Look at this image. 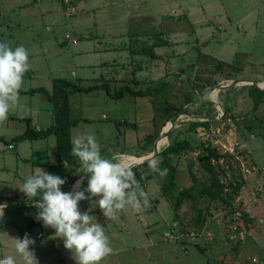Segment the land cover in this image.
I'll return each instance as SVG.
<instances>
[{"label":"rangeland","instance_id":"1","mask_svg":"<svg viewBox=\"0 0 264 264\" xmlns=\"http://www.w3.org/2000/svg\"><path fill=\"white\" fill-rule=\"evenodd\" d=\"M59 1L62 8L70 13V17H78L80 8L77 4L81 0H70L69 3ZM257 1L260 3L259 7L257 5L253 7L255 0H248L245 8H240L238 5L240 1L236 0H218L217 4L216 1H210L209 10L207 6L204 15L196 17L205 18L208 24L196 23L191 26L190 0H134V5H130L128 10L133 13L130 17L138 12H160V14L158 17L149 14L141 17L134 15L131 20L135 25L128 34L125 30L126 26L131 25L128 17L102 15L94 17L93 22L83 19L81 24L83 27L98 23L92 31L94 34L106 35L108 33L106 27H109L111 34L122 37L121 40H115V44L119 46L116 45L118 46L116 51L107 53L108 57L122 56L125 54V49L121 48L120 44L128 45V37L138 38L136 42L132 39L130 46L133 50L136 49V53L147 57L141 62L143 66L141 71L145 72L146 76L149 75L148 81L150 76L154 79L152 85L157 87L162 85L163 88L146 96L126 94L119 98L108 95L103 87H94L85 92L71 90L68 95L70 119L77 121L70 128L71 137L85 130L94 132L101 146V153L106 157L118 152L135 153L147 143L145 137L148 132L156 130L157 135L159 126L166 118L173 115L172 118L180 113L178 119L185 121H176L170 129L167 144L185 138L189 143L191 141L190 147L180 154H174L171 158H167L164 154H161L162 157L154 155V158H150L149 160L157 159L159 168L166 169V174L163 177L159 174L151 175L146 179L147 182H141L149 199L148 204L141 208V213L138 215L147 212L144 220L149 224L152 223L148 231L154 234L156 244L148 243L147 234L142 226L146 222L133 217L136 213L131 208L130 217L125 219L127 227L122 221L106 220L103 214H100V220L104 222L109 232L121 231L122 234L131 235L128 237L130 248L118 255L121 264H264V104L259 105L254 113L249 111L252 103L248 102L247 106L244 98L251 83L242 84V82H250L248 80L255 81L250 77L258 72L262 77L260 76L256 83L260 86L264 85V0ZM15 2V0H0V12L5 10L3 8L9 9L8 13H0V25L4 27L0 29V41L8 42L13 48L20 43L23 46H30L28 51L36 50L33 45H36L40 37L42 40L47 35L42 32V27L50 24L51 19H56L60 13L51 11L43 15L42 11H39L42 7L38 9L36 5L37 10L34 8L33 10L23 3ZM15 4L19 6L15 7ZM52 6L50 1H46L43 5L47 8ZM243 9H247L251 14L245 15L247 11ZM30 10L33 13H29ZM15 18L24 20L27 25L42 27L40 30L27 29L17 34L15 25L11 24L12 19ZM62 20L63 18L62 24H59L61 26L64 24ZM99 24L104 29L98 30ZM112 27L114 30L118 28L112 32ZM152 28L157 30H151ZM16 34L20 37L17 44L14 39ZM157 37L168 41L164 46L154 48V50L158 49L161 56L153 57L152 63H149L151 51L147 46L158 40ZM85 58L98 59L94 54L81 56L76 54L63 61V65H59L57 61H50L45 69L42 68V72L50 67L52 72L65 74L78 84L84 86L92 84L86 75L87 71L78 63L79 59L84 61ZM220 60L227 62V65L223 68L218 66L216 63ZM131 62L134 66L139 61ZM125 68L130 70V64ZM71 70L75 71V77L70 75ZM117 70L111 73L114 78L117 77ZM228 73L234 74L233 77H228ZM247 77L248 80H244ZM39 80L37 77L30 78L25 75L22 87L44 84ZM231 80L242 82L220 90L216 87ZM213 81H216L214 85H212ZM107 82L110 92L121 87V84L115 80L108 79ZM19 97V103L27 106L30 103L38 104L40 101L41 107L48 105V100L41 92H35L34 96L21 94ZM229 103H233L236 109H239L237 122L228 112L224 114L221 109L223 104L225 107L231 105ZM24 109L25 106L22 110ZM205 119H211L206 127L199 126L195 131H190L191 121ZM135 120L136 123L133 125L132 122ZM24 124L9 116L6 121L0 122V192L3 188L4 191L8 188L19 190L17 187L22 184L19 179L14 178L15 166L18 164L16 151L8 149L6 144L23 131ZM169 124L170 122L166 121L164 129ZM54 139L55 136L50 134L45 139L14 141L25 143L26 153L30 152L25 156L29 157L30 162H34V169L38 166L47 171L48 164L57 162ZM155 140L150 143V147H153ZM206 145L215 146L225 154L219 160L224 170V174L221 175V189L215 195L213 193V196L203 192V188L209 185L210 180L198 161V156L206 154L204 150ZM29 146L33 148L31 151ZM138 153L135 154L137 157L143 154ZM121 155H130L131 160L134 158L132 154H117L118 157ZM139 160L140 158H137L131 164ZM72 161L74 168L79 171V162L73 155ZM189 170L195 176L194 188H192L195 198H184L181 204L175 207L174 201L178 190L190 186ZM229 183L232 186H229ZM234 184L239 186L237 191L233 190ZM20 194L21 191L18 192V195ZM152 194L157 196L159 204L163 203L159 207L163 217H159L155 209L150 212L147 210L149 204L154 201L150 198ZM3 199L0 197V200ZM247 209L252 216L245 227L244 240L236 244L228 239V222L234 211L239 210L243 214ZM4 211L5 217L10 215L19 228L27 227L34 232L44 230L43 226L30 223L38 212V208L33 203L29 206L10 203ZM177 234H182L180 235L182 241L178 240ZM163 250L164 256L161 255ZM252 258H256V261H252Z\"/></svg>","mask_w":264,"mask_h":264},{"label":"crops","instance_id":"2","mask_svg":"<svg viewBox=\"0 0 264 264\" xmlns=\"http://www.w3.org/2000/svg\"><path fill=\"white\" fill-rule=\"evenodd\" d=\"M15 1H16L15 3H23V5H26V7L32 8V9L33 8L36 9V5H37L38 9L42 7L41 10H39V11H42L43 15L45 13H48L51 11L60 13V15L56 19H51L50 24H47L43 27L41 26L42 32H44L47 35L42 40L40 37L38 39L36 45H33V48H35L36 50L29 51V54H30L29 60H30V66L31 67H30L29 71H27L25 73V75H27L30 78L37 77L40 79L39 81H43L44 84L41 83V84H37L35 86H29L28 88L27 87H21L20 92H19V96H21V94H23V95L28 94L29 96H34L35 92H41L43 94V96L48 100L47 107H45V106L41 107V105H40L41 101L38 102V104L35 103L34 105H32L30 103L29 106H27V104L25 105L23 103L18 102L17 106L9 114V117L12 118L13 120H17V121L25 123L24 124L25 126L23 127V131L26 129L28 123L35 130H43L46 127L50 126L54 122L53 104L48 99L46 93L44 91H41V90H33V91H28V90L43 87L44 89L50 91L52 88L53 79H55V78H65V79L74 81L73 79L68 78L65 74L64 75L59 74V73L56 74V72L55 73L52 72L50 67H48V69L50 71H47L48 69H46L45 72H42L43 71L42 68L45 69L46 66L50 63V61H57L58 64L60 65V64H62L63 61L67 60L69 58V56L74 57L76 54H77V56H81L83 54H85V55L94 54V56L98 59H91V58L86 59L85 58L86 60L80 61L82 59L81 58L78 60L79 61L78 63L83 68V70L87 71L86 75L89 78V80L92 82V84L99 85L100 83L107 82L108 79H112V80H115V82L121 84V86L128 85V86L132 87L133 89H139V88L145 89L147 87H150V88L157 87V86L151 84L154 81V79H152L151 76H150V80H149L151 82H150V84H148L149 81H148L147 77L149 75L146 76L145 72L141 71V69L143 67L141 62L144 61L145 59H147V57H145L144 55H140V54L136 53V49L133 50V48L130 46L131 40L134 38L128 37V40H129L128 45H126V43H124L122 45L120 44L121 48L125 49L124 50L125 54H123L122 56L108 57L107 53H109L110 51H116V48L119 46L117 43L115 44V40L116 39L121 40L122 37L115 36V35L111 34V30L109 29V27H106L107 28L106 30L108 32L106 35H108V36L101 35V34L100 35L94 34L92 31L94 30V28L97 27L98 23H96V25L94 23H92L91 26H90V24H88L87 27H83L81 24H82L84 18L86 20H88L89 22H93L92 20L94 19V17H101L102 15H106V16L107 15H112V16L121 15L123 17H128V19L131 23V25H129L128 27L126 26V29H125L127 34H128V32L131 30V27L135 25L134 23H132V20H131L134 15L141 17L142 15L145 16V15L149 14V15H153L155 17H158L160 12H156V13H142V12L140 13V12H138V13L134 14L132 17H130V14H133V13H131V11H128V10H129L130 5H134V0H81L77 4L80 8V12L77 14L78 17H76V16L70 17V13L68 14L67 11L62 8L59 0H54V1L53 0H15ZM46 1H50L53 6L50 8L43 7V5ZM119 1H121V2H119ZM210 1H214V2L216 1V4H217L218 0H190V25L191 26H193L196 23H199L200 25L208 24V22L205 20V18L197 19L196 17H200V15H202L204 13L205 8L207 6H208L207 9L209 10L208 2H210ZM236 1H238V2L240 1L238 4L240 8H245L248 0H236ZM262 1L263 0H261V2ZM56 2L58 3V5ZM259 4L260 3L257 0H255L253 7H255L256 5H257V7H259ZM17 6H19V5L15 4V7H17ZM96 7L99 9H96ZM3 9H5L4 11H2L3 13H8L7 11H9V9H7V10H6V8H3ZM243 10L247 11L245 13V15L251 14V12H249L247 9H243ZM15 11H16V16H17L18 15L17 14V8ZM138 11H140V10H138ZM2 12H0V13H2ZM29 13H33V11L30 10ZM93 14H95V15H93ZM39 15H41V14H39ZM31 16H33V15H31ZM82 16H85V17H82ZM62 18H63L62 21L64 22L63 26L59 25V24H62V22H61ZM72 18H73V20H71ZM12 21L13 22H11V24L15 25V31L17 34L20 33L19 31L24 32L27 29H29V30H32L33 28H37L38 30L41 29V27H37L34 25H27L24 20L22 21V19L18 20L15 18V19H12ZM161 23H162V19H161ZM118 24H119V22H118ZM139 25H138V27H139ZM98 27H99L98 30L104 29V27H102L100 24L98 25ZM3 28L4 27L1 24L0 29H3ZM8 28H10L9 25H8ZM117 28H115V30ZM143 29L145 30V28H143ZM115 30H114V27H112V32H115ZM151 30H157V29L152 28ZM57 33H59V34H57ZM17 34L14 35V39L16 41V44L19 43V38H20ZM73 39L76 40V42H72ZM110 39L112 41H109ZM122 41H124V40H122ZM19 45H20V43H19ZM19 45H16V46H19ZM116 45H118V46H116ZM160 45H161V47L164 46L162 44H158V45H153L150 48V51H151V54H150L151 59L150 60L151 61L149 63H152L153 57L161 56L160 52L157 51L158 49L154 50L155 47L158 48V47H160ZM24 47L26 49L31 48L30 46H26V45H24ZM133 60L139 61L138 64L132 66L131 61H133ZM73 61H74V59H73ZM220 61H222V60H220ZM222 62H224V61H222ZM145 63H146V61H145ZM149 63H148V65H149ZM224 63H227V62H224ZM128 64H130V68H131L130 70H127L125 68L126 66H128ZM135 66H137V68H134ZM117 67H119V68H117ZM116 69H118L117 70L118 74L116 75L117 77L114 78L113 76H111V73L114 72ZM121 70H122V73H121ZM126 70L129 72L127 73ZM120 74H122V76ZM254 74H255V76H251L250 79L255 80V82L257 81V79L260 76L262 77V75H259L261 73L256 72ZM70 75L75 77L76 76L75 71L71 70ZM233 75L234 74H232V77H233ZM98 79H100L99 80L100 83L97 82ZM223 79H225V78H223ZM246 79H248V77ZM93 81H95V82H93ZM76 84H78V83H76ZM88 85H91V84H88ZM88 85H85V86H88ZM82 86H84V85H82ZM142 86H144V88ZM98 87H100V86H97L96 88H98ZM71 90L72 89H70V91ZM73 91H75V90H73ZM126 94H128L130 96H134V95L129 94V93H125L123 96H125ZM68 99H69V96H68ZM244 100L246 101L247 106H248V104H247L248 102H251V103L253 102L252 98L249 96L248 93H246ZM233 103H229L231 105H228V106H230V107L232 106L233 107L232 112L234 114H237L239 112V109H236L237 107ZM261 104H264V103L262 102L259 105H261ZM24 106L26 109L22 110V108ZM248 115H250V113ZM26 119H28V121H29L28 123L26 122ZM170 119H171V117L166 118L165 121H163L161 123V126H159V130L157 133L158 136L164 130L165 122L169 121ZM74 121H75V123L77 122L76 120H74ZM132 123H133V125H135L136 120L133 121ZM22 132H19L15 136L19 135ZM155 132H156V130L152 131V132H148L146 135H154V134H156ZM166 133L167 132H163L162 136H160L157 143L155 145H153L154 147L159 146L162 137L164 135H166ZM169 134H170V132H169ZM49 135H47L45 137H41V138H32L29 140L45 139V138H48ZM70 139H71V135H70ZM25 140H27V139H25ZM20 141L22 142L23 139H21ZM54 141L56 144V137H55ZM10 143L13 144L12 148L8 147V144H10ZM24 144L25 143H20V142L16 143L14 141V137L11 138L10 141H7V144H6L8 149H14L16 151V160H17L18 164L15 166L14 178L19 179L20 182H22V183H23L24 179L34 171V162H30L29 157L28 158L26 157L29 155L30 152L26 153L27 149H26V145H24ZM149 145L150 144H148L147 146H143L141 149H139V153H143V154H140L138 156L149 154L153 150V147H150ZM29 147H30L29 151H31L33 148H31L32 146H29ZM54 148H56V145ZM71 148H72V144H71ZM51 149H53V147H51ZM145 152H147V153H145ZM126 153L135 155L138 152H135V153H133V152H118V153H115L113 155L126 154ZM25 154H26V156H25ZM129 157H130V155L129 156L128 155L127 156L121 155L119 158L121 160H123L127 165H130L132 163V161L137 160L136 155H135V158H133L132 160H131V157L130 158ZM56 159H57V157H56ZM128 159H129V161H128ZM72 163H73V161H72V156H71V161L69 163L64 161V160L58 163V160H57L56 163L48 164L49 165V166H47L48 168L46 167V169H48L47 171L49 173H52L53 167L54 166L56 167V165H58L57 170L55 171L56 174L60 175L61 178H66V180H67V183L64 186H62V191H65V192L72 191V186L76 183V181L78 179H80L79 175L84 174L82 172H79L76 168H74V165H72ZM77 174H79V175H77ZM85 179H86L85 182H83L84 187L87 186V180H88L87 177H85ZM4 189L5 188H3L2 192H0V197L4 198L3 200H0L1 204L2 203L7 204V206H8V204H10V203H17V205L25 204L26 206H29V204L33 203L35 205V201L32 198L28 199L24 193L21 192V194L18 195V192H20V190H18V189L12 190L11 188H8L6 191H4ZM18 198H21L22 200H19ZM150 198H151V200H154V201L152 202V204H149L150 207L147 209L148 212L155 209L156 214H158L159 217H163L162 212L159 209V207L162 206L163 203L159 204L157 202L158 198L156 195H153ZM166 204H168V202ZM90 206H91L90 201H81L80 202V208L82 211L88 210L90 208ZM130 210L131 209L128 208L124 211H121L120 213H118L117 218L115 220H117L119 222L122 221L124 226L127 227V225L125 224V219L130 217V215H131ZM247 212L249 214L248 216L251 218L252 215L250 213V210L247 209ZM101 213L102 212L97 207L93 211L92 214L95 215L97 217L98 222H100L104 226L106 234L109 236L110 241H111V246L113 248L112 254L109 255L107 258H105V260L103 261V264H121L120 263L121 260L119 261L118 255L122 254V252H126L127 249L130 248V246H129L130 240L128 237L131 235L129 233L122 234L121 231L117 232V233H113V232L111 233V231L109 232V229L106 228L104 222H102L100 220L101 219L100 218ZM135 213L136 214H134L133 217H137V219H140V220L141 219L144 220L147 216L146 215L147 212H145L141 216L138 215L141 213L140 210L135 211ZM30 221H31L30 223L39 224L40 225L39 227L43 226V223L41 221H36L35 216H33ZM140 223L142 224V222H140ZM151 225H152V223L149 224L147 222L145 224H142V226L145 230V233L147 234L146 236L148 237V243L156 244V240L153 238L154 234H152L151 231H148V227ZM43 228H44V230L40 229L36 232H34L33 229L29 230V228H27V227H22V228L20 227L19 228L17 223L15 221H13V219L11 218L10 215H7V217H5V211H4V215L0 214V258H3L5 255H13V256L17 257L18 264H22V262L20 261V257L15 252V247H14L15 240H14V238H17V237L23 238L24 235L27 233V234H29V236L31 238L35 239V245L32 247L34 248L37 259L39 260V264H76V261L72 258V253L69 250L65 249L64 244H63V240L55 237V235H54L55 230L52 228H45L44 226H43ZM127 229H129V228H127ZM119 234H120V236H119ZM180 235H182V234H180ZM180 235L177 234L176 237H178V240L182 241L183 238L180 237ZM140 238H142V237H140ZM194 244L196 245L197 243H194ZM144 245H146V244H144ZM198 249H200V248H198ZM164 252H165L164 250L161 251L162 256H164Z\"/></svg>","mask_w":264,"mask_h":264},{"label":"clouds","instance_id":"3","mask_svg":"<svg viewBox=\"0 0 264 264\" xmlns=\"http://www.w3.org/2000/svg\"><path fill=\"white\" fill-rule=\"evenodd\" d=\"M29 51L19 45L13 48L8 42L0 41V122L8 119L10 112L19 102L23 78L30 69ZM71 154L77 158L80 179L72 191H62L66 178L35 167L23 183L17 187L29 199L35 201L38 212L35 216L45 228L55 230L54 235L63 240L65 249L72 253L76 264H103L112 254L113 248L104 226L98 222L93 211L98 207L106 220L117 218L118 213L131 208L139 211L148 204L145 191L132 168L117 155L103 156L94 132L87 130L71 137ZM152 173L161 177L166 169L159 168V161H147ZM85 177L87 186H83ZM39 197L38 200L35 198ZM81 201H90L88 210L82 211ZM7 204H0L4 215ZM15 252L22 264H39L32 246L35 239L29 234L14 238ZM0 264H18L17 257L5 255Z\"/></svg>","mask_w":264,"mask_h":264},{"label":"trees","instance_id":"4","mask_svg":"<svg viewBox=\"0 0 264 264\" xmlns=\"http://www.w3.org/2000/svg\"><path fill=\"white\" fill-rule=\"evenodd\" d=\"M157 38L158 40L156 39L155 42H152L151 44L147 46L148 49H150L153 45H158V44L165 45L168 41L167 39L162 38V37H157ZM137 39L138 38L136 37L134 38L135 42L137 41ZM216 64L218 66L219 65L222 66V68L227 65V63H224L222 61H218V63ZM228 74H229L228 77H232L231 73H228ZM212 83H213L212 85H214L216 81H213ZM106 84L107 82H103V83H100L99 85L91 84L88 86H82L80 84H76L72 80H68L65 78H55L53 79L52 88L50 91L44 89L43 87L28 90V91L41 90L46 93L48 99L53 104L54 122L43 130H35L33 127L29 125L28 119H26V122L28 123L26 129L19 135L15 136L14 140L41 138L49 134H53L56 137V154H57L58 163L63 160L69 163L71 161V156H72L70 128L75 123L74 120L70 119L69 100H68L70 89L75 90V91L85 92V91L92 90L94 87L96 88L97 86H100L106 89V92L108 95L119 98V97H122L125 93H129L134 96H146L149 94H153L157 92V90H160L161 88H163V86L161 85L160 87H152V88L147 87L145 89H142V88L133 89L132 87L128 85H123L119 89L113 92H110ZM248 94L253 100L252 108L250 111L254 112L260 103L262 102L264 103V89H259L255 85L250 84L248 86ZM222 107H223L224 114L228 112L230 117L235 122H237L236 121L237 114H234L232 112L233 107H230V106L225 107V104H223ZM171 116H169L168 118H170ZM212 121L216 122L215 120H212ZM210 122H211V119L191 121L190 127H189L190 131H195L197 127L199 126L206 127ZM167 127H169V125ZM156 136H157L156 134L146 135L145 138H147V143H145L144 146H147L148 144H150L156 138ZM190 146H191V141L189 143L188 139L186 138L182 140H173L171 143L167 144L166 146L161 147L160 150L155 154V156L164 154V156L167 155L166 156L167 158H171L174 154H180V152L185 151L184 149ZM204 150L206 151V154H202L198 156V161L201 167L206 171L207 176L210 180V183L209 185L203 188V192L213 196V193L215 195V193H217L219 189H221V183H222L221 175L224 174V170H223L221 163H219L220 162L219 160L223 158L225 154L221 153L220 150H218L215 146H212V145H206ZM142 160H139V161H142ZM57 167L58 165H56V167L55 166L53 167L52 174H56L55 171L57 170ZM131 168L134 171L136 178L140 181V183L141 182L144 183V181H146V179L151 175H158V173H152L149 170L147 161L141 163L137 167L134 166ZM189 173L191 175L190 186L185 187V188L183 187L178 190V193L174 201L175 207H178L184 198H189V197L195 198V195L193 194V189H192L194 188L193 185L195 182V176L193 175L191 170H189ZM229 186H232V185L229 183ZM238 188L239 186L237 184H234L233 190L237 191ZM38 199L39 197H36V200ZM242 218H243L244 227H247V224L250 220L248 213L243 212ZM240 242L241 241H238V243ZM238 243L236 242V244Z\"/></svg>","mask_w":264,"mask_h":264},{"label":"built area","instance_id":"5","mask_svg":"<svg viewBox=\"0 0 264 264\" xmlns=\"http://www.w3.org/2000/svg\"><path fill=\"white\" fill-rule=\"evenodd\" d=\"M64 3H69L70 0H63ZM72 42H76V40H72ZM9 148L13 147V144H8ZM245 227L243 225L242 213L239 210L234 211L231 219L228 222V239L230 241L238 242L243 241L245 238ZM187 251L185 250V253ZM252 261H256V258H252Z\"/></svg>","mask_w":264,"mask_h":264},{"label":"water","instance_id":"6","mask_svg":"<svg viewBox=\"0 0 264 264\" xmlns=\"http://www.w3.org/2000/svg\"><path fill=\"white\" fill-rule=\"evenodd\" d=\"M244 80H248V79H244ZM248 81H250L249 83H251V84H253V85H256V86H258V87H260V88H264L263 86L258 85L255 81H252V80H248ZM240 82H242V81H241V80H238V81L231 80V81H229L228 83H225V84H223V85H217L216 87H218L219 90H220V89H224V88H227V87H230V86H233V85H237V84H239ZM221 109L223 110L222 107H221ZM182 114H183V113H182ZM179 115H181V114L178 113V114H176L174 117H172V118L169 120L170 124H169L168 129H166V131L163 130L162 133H163V132H167V133L170 132V129H172V127L176 124V121H177ZM162 133H161V134H162ZM161 134H160V135L157 137V139L155 140L154 145H155V143L158 141V139L160 138ZM159 150H160V147H158V148H154V146H153V150H152L149 154H147V155H141V156L137 157V158H140V160H142V159H143L142 157H143V156H146V159L144 158L142 161L135 162V163L130 164V165H128V166L132 167V166L135 165V164H139V163L146 162L148 159L152 158V157H153V156H154ZM87 179H88V178H87ZM0 204H1V203H0ZM2 204H3V203H2Z\"/></svg>","mask_w":264,"mask_h":264},{"label":"bare ground","instance_id":"7","mask_svg":"<svg viewBox=\"0 0 264 264\" xmlns=\"http://www.w3.org/2000/svg\"><path fill=\"white\" fill-rule=\"evenodd\" d=\"M249 82H242V84H248ZM260 85V84H259ZM262 86H264V85H262ZM178 121H185L184 119H178ZM167 129V127L164 129V130H166ZM163 134V133H162ZM169 135V134H168ZM168 135H164L163 137H162V139H161V141H160V144H159V146L158 147H162V146H165L167 143H168ZM162 136V135H161ZM158 147H154V148H158ZM139 152V151H138ZM129 156V155H128ZM134 158H135V155L133 156ZM128 161H129V159H128ZM84 182H85V180H84Z\"/></svg>","mask_w":264,"mask_h":264}]
</instances>
